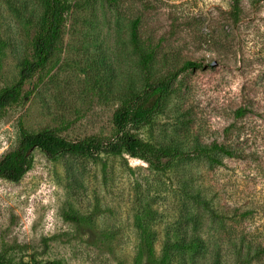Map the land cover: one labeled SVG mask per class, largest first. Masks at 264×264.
Masks as SVG:
<instances>
[{
  "label": "rangeland",
  "instance_id": "rangeland-1",
  "mask_svg": "<svg viewBox=\"0 0 264 264\" xmlns=\"http://www.w3.org/2000/svg\"><path fill=\"white\" fill-rule=\"evenodd\" d=\"M70 2L54 56L0 111V157L20 124L69 140L114 134L122 94L144 82L135 20L141 43L156 48L154 79L188 60L204 66L182 73L165 111L134 133L160 145L217 141L238 154L157 172L127 152L50 159L36 149L19 182L0 179V254L13 264H264V0H241L239 11L234 0ZM41 12L40 0H0V88L32 57ZM193 236L202 250L166 255Z\"/></svg>",
  "mask_w": 264,
  "mask_h": 264
},
{
  "label": "trees",
  "instance_id": "trees-1",
  "mask_svg": "<svg viewBox=\"0 0 264 264\" xmlns=\"http://www.w3.org/2000/svg\"><path fill=\"white\" fill-rule=\"evenodd\" d=\"M40 2L42 12L32 39L33 55L21 61L19 79L11 86L0 88V111L23 98L26 82L44 69L54 56L66 24L67 14L72 8L70 0H40ZM234 7L239 11L241 0H234ZM138 26L139 21L135 20L132 24V43L140 56V65L145 72L144 82L140 87L130 88L122 94L121 105L113 114L114 134L108 138L89 136L82 140H69L48 128L31 132L20 124L17 145L0 157V179L19 182L33 167V152L36 149L41 150L50 159H56L66 153L96 158L101 155L127 152L130 156L143 160L157 172H166L178 162L194 156H205L210 162L221 164L223 158L238 154L236 147L223 145L217 141L211 144L197 142L191 147L160 145L144 140L134 133L135 129L150 124L157 115L165 111L168 98L174 92L182 73L204 66L200 62L188 60L165 77L154 79L151 66L156 58V48L141 43ZM102 76L104 87L109 89L115 80L113 70L107 68ZM236 114L243 116L246 114V109H238ZM150 189L152 194H160L162 191L153 186ZM203 246L204 243L199 237H180L173 246L166 248V255L172 249L179 252H197L202 250ZM147 247L153 254L154 248L150 242L147 243ZM257 253H264V248H258ZM0 264L13 263L5 255L0 254Z\"/></svg>",
  "mask_w": 264,
  "mask_h": 264
}]
</instances>
